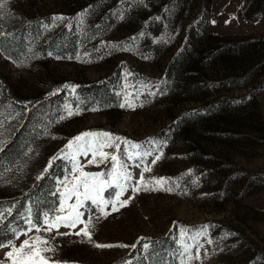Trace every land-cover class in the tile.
I'll return each mask as SVG.
<instances>
[{
  "label": "rangeland",
  "instance_id": "obj_1",
  "mask_svg": "<svg viewBox=\"0 0 264 264\" xmlns=\"http://www.w3.org/2000/svg\"><path fill=\"white\" fill-rule=\"evenodd\" d=\"M56 16L65 19L53 21ZM31 18L39 32L20 51L14 44L19 31L7 33L0 24V40L10 51L0 47V157L12 154L0 158V224L14 215L26 225L19 232L26 231L29 216L36 223L33 203L38 207L43 197L42 220L45 212L56 215L64 178L73 177L72 161L61 150L69 151L66 145L82 133L107 132L158 146L143 175L164 178L163 187L172 191L128 187L121 199L132 197L130 203L118 212L109 204L106 219H95L88 202L92 211H81L85 220L93 216V241L127 247L81 243L74 232L82 224L59 229L73 232L68 236L41 231L55 248L45 253L50 264H264V0H6L0 10L11 25ZM195 52L180 77L172 73L181 56ZM49 93H56L58 106L49 114L38 105L36 125L12 104ZM152 140L157 143L149 145ZM117 143L119 153L103 151L130 166L134 184L143 165L135 167L123 156L128 145ZM77 159L85 172L111 170L110 158L89 164V152ZM50 161L60 174L43 189L26 190L34 201L5 204L31 171L30 184ZM114 191L107 189L105 198ZM74 203L75 197L66 201L59 214ZM37 234L33 229L15 242ZM9 250L0 248L4 264H11Z\"/></svg>",
  "mask_w": 264,
  "mask_h": 264
},
{
  "label": "snow or ice",
  "instance_id": "obj_2",
  "mask_svg": "<svg viewBox=\"0 0 264 264\" xmlns=\"http://www.w3.org/2000/svg\"><path fill=\"white\" fill-rule=\"evenodd\" d=\"M5 3L6 0H0V10L3 9ZM83 15L84 14L81 13V17ZM52 19L53 21H62L65 18L62 16H56ZM59 58L60 57H57V59ZM77 59L80 58L77 57ZM65 87H72L73 91H75V86L65 85ZM154 94L155 93H153V95ZM120 107H125V104H121ZM68 114L71 116L73 115V112L69 111ZM85 137H90L92 139L90 141L85 140ZM96 137H101L102 139H96ZM117 141L128 145L123 152V156L126 157L128 161H132L135 167L143 165L141 175L134 184L130 183L134 179L133 173L129 170L130 166L125 163L119 155L103 151L104 148L115 147L116 153H119L120 143H117ZM156 143L157 142L154 140L148 142L149 145H155ZM66 149L69 151H61L64 152V159H71L72 161L71 172L73 173V177L72 181H69L68 177L64 178L63 183L65 184V191L61 193L60 205L59 208L56 209L57 214L50 218L49 214L45 212L43 220L37 223H33L31 216H29L26 219L28 224L26 231L19 232L13 230L10 237L7 239H0V248H10V250L5 253V259L10 260L11 264H50V258L46 256L45 253L53 252L55 251V248L49 246V240L44 236L39 235V233L41 231L46 233L55 231L57 236H68L72 235L73 232L61 233L59 229L64 227L75 230L77 229V226L81 224L83 227L74 232L76 236L84 238L80 241L81 243H92L93 246L98 249L127 247V245L95 243L90 231V229L95 227V224L93 223V216L90 215L87 220L83 219L84 212L81 211V209L86 208L88 202H90V205L95 206V211L98 213L95 219H106L111 214L105 210L109 204L112 206L111 212H118L120 208L126 207L130 203L132 197L129 199H121V196L128 190V187H132L133 192H139L142 189L144 191H172L170 187H163V185L167 183L164 178L156 179L155 181H146L143 175V173L151 171V168L146 163V158L152 156L153 152L158 150V146L156 148H145L144 145L129 141L123 137L115 136L112 133L85 132L69 141L66 145ZM30 150L31 149H29V151ZM89 152H91L92 155V159L88 161L89 164L103 163L110 158L112 161L111 170L107 173H91L83 171V166L80 164L77 157L80 155L87 156ZM161 155L162 153L160 155H156L152 160V164H155L156 161L161 158ZM97 156L100 157L99 161H97ZM58 157L59 154L52 157V160L54 161ZM137 160L140 161L139 164L135 163ZM51 166L52 164L50 161L48 167L50 168ZM47 171L48 168L43 170L44 173ZM76 172H79V176L75 175ZM41 178L43 177H38V179ZM68 184H71V187H67ZM153 184L159 187H149ZM113 186L115 189H118V191L112 192L110 194V198L106 199L104 196L105 191L113 188ZM73 197H75V203L67 205L68 211L66 214H59L64 212L66 201L71 200ZM86 210L92 211L90 206H88ZM9 211H11V209H9ZM33 229H35V232L38 234L33 237L23 239L17 246L15 241L18 240L21 235L27 236L29 232L33 231ZM209 243H211V241H209ZM189 259H192V257L189 256ZM0 264H4V261H0ZM52 264H58V262H52Z\"/></svg>",
  "mask_w": 264,
  "mask_h": 264
},
{
  "label": "trees",
  "instance_id": "obj_3",
  "mask_svg": "<svg viewBox=\"0 0 264 264\" xmlns=\"http://www.w3.org/2000/svg\"><path fill=\"white\" fill-rule=\"evenodd\" d=\"M3 22L5 23L3 25ZM0 24L5 26V29H7V33L10 32H16L19 31V38L16 39V42L14 44L18 45V51H20V49L24 48L27 44L32 43L35 39L36 36L39 32V27L37 25V22L34 18L31 19H27L26 21H24L23 23H18V24H8L6 23L4 20L0 19ZM65 44L64 39L60 41V43H58L57 45H54V51L55 50H60L63 45ZM0 47L2 48V50L4 51V53L9 54L10 55V51L7 49V46L5 45V43L0 40ZM41 47L45 52H47V47L44 46L43 44H38L36 45V48ZM56 47V49H55ZM228 47L230 49H235L236 50V46L235 45H228ZM194 52V51H193ZM192 54L196 56V52L195 53H191V55H189L188 57H180V59L177 61L176 65H172L171 70L172 73L176 74V76L181 75L182 71L186 68V66H189V63L192 61L191 59H193ZM16 56V55H15ZM3 91V90H2ZM7 91V90H6ZM12 104L13 106L19 107L20 110L22 111H26V120L30 119L31 117L33 118V122L36 124H39L41 121V116L39 114H36L35 111L38 108V105L43 106L46 109V112L51 114L52 111H54V108H56L58 105V101H56V93H49L47 99H40V98H32L29 101H26V99H21L19 97H17L16 99H12ZM4 156V157H3ZM1 157L5 158V159H10L12 157L11 152H7L6 151L1 155ZM0 157V158H1ZM54 164V163H53ZM52 164V166L48 168V171L46 173H44L42 171V177L41 179H38L36 182L31 183V180L33 178V171L30 172L29 175V179L26 180V182H24L22 185L20 184V186L18 188H16V191L14 192H20L19 195H17V197H12V195H9L7 197V199H5V204H8L10 206H13V202L16 201L17 199H20L22 204L24 205L25 202L27 201H34L33 200V196H29L28 194L26 195V190L33 188V187H37L40 186V189H43L46 184H50L51 182H53V177L56 174H60V171L58 169H55L54 165ZM44 176H48V178H44ZM46 179V180H45ZM34 189V188H33ZM47 202L45 201L44 197L41 198L40 204L38 207H36V204L33 203L34 206V213H35V219H36V223L42 220V208L46 207ZM22 220L17 219L14 215L10 216L6 221H4L3 223L0 224V239H7L8 237H10L12 235V231H19L23 228L26 227V225L21 223Z\"/></svg>",
  "mask_w": 264,
  "mask_h": 264
}]
</instances>
